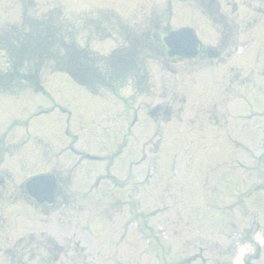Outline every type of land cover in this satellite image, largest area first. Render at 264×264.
Instances as JSON below:
<instances>
[{"label": "rangeland", "instance_id": "374dc122", "mask_svg": "<svg viewBox=\"0 0 264 264\" xmlns=\"http://www.w3.org/2000/svg\"><path fill=\"white\" fill-rule=\"evenodd\" d=\"M209 1L0 0V33L71 29L100 54L147 35L139 88H83L52 65L47 93L0 91V264H237L255 226L264 235V0ZM184 25L221 55H159L149 34ZM48 172L55 205L19 196ZM254 251L244 261L264 264Z\"/></svg>", "mask_w": 264, "mask_h": 264}, {"label": "trees", "instance_id": "16d2710c", "mask_svg": "<svg viewBox=\"0 0 264 264\" xmlns=\"http://www.w3.org/2000/svg\"><path fill=\"white\" fill-rule=\"evenodd\" d=\"M26 21H29V18L24 17L23 22ZM30 22H33L31 18ZM32 24L38 26L37 23ZM44 24L48 25L45 20ZM57 28L55 26V30L47 29L37 36L32 35L33 30L30 33L24 29L21 34L17 30L0 33V50L5 52L7 59V69L0 72V91L24 85L40 91L42 83L38 74L40 75L44 66L52 65L53 71L67 73L75 82L87 89L98 85L115 90L114 88L123 85L128 79L134 82L132 84L134 89L139 88L142 82L146 83V77L139 75L140 68L134 67L135 61L130 54L122 56L121 51L117 49L107 56L95 54L76 46L73 35L75 33L71 29L61 32ZM124 31L126 32V29ZM99 37L103 38L106 35ZM152 37L156 42L160 40L158 32ZM28 40L29 43L26 42ZM162 47V45L158 47V52ZM139 90L141 91V88Z\"/></svg>", "mask_w": 264, "mask_h": 264}, {"label": "water", "instance_id": "95a60500", "mask_svg": "<svg viewBox=\"0 0 264 264\" xmlns=\"http://www.w3.org/2000/svg\"><path fill=\"white\" fill-rule=\"evenodd\" d=\"M164 42L168 46V55H178L184 58H192L196 56L201 48V43L197 38L194 30L189 27H182L168 33L164 37ZM209 57H217L220 51L210 49ZM159 107H155L149 113L150 116H155ZM164 116H169L170 111L165 108ZM26 188L29 194L39 203L52 205L54 203V194L56 192V180L52 175H40L27 181Z\"/></svg>", "mask_w": 264, "mask_h": 264}, {"label": "clouds", "instance_id": "9594fccd", "mask_svg": "<svg viewBox=\"0 0 264 264\" xmlns=\"http://www.w3.org/2000/svg\"><path fill=\"white\" fill-rule=\"evenodd\" d=\"M254 239L261 245H264V235H261L259 232H257L254 235ZM254 251V249L247 243L240 246L238 255L236 257L237 264H244V257Z\"/></svg>", "mask_w": 264, "mask_h": 264}]
</instances>
